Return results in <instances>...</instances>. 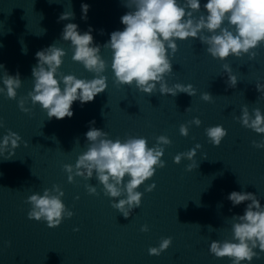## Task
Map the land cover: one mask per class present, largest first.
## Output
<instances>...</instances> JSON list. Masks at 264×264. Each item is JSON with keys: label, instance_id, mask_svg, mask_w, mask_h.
Here are the masks:
<instances>
[{"label": "water", "instance_id": "water-1", "mask_svg": "<svg viewBox=\"0 0 264 264\" xmlns=\"http://www.w3.org/2000/svg\"><path fill=\"white\" fill-rule=\"evenodd\" d=\"M206 2L200 0L201 12L194 13L196 17L206 15ZM82 3L89 5L86 19H82ZM129 10L134 9L126 8L123 0H0V65L4 66L0 76L6 70L9 75L19 73L21 79L16 99L0 94V139L8 130L21 137L15 150L9 148L14 151L10 159H4L7 151L0 156V264H231L227 257L210 254L209 246L213 240H231V217L243 215L250 202L233 206L228 194L251 192L264 206V149L252 145L264 134L234 119L245 105L250 115L256 108L264 115V96L255 87L257 83L264 85V42L251 50L256 53L253 59L242 54L220 60L212 58L198 38L177 39V51L169 55L172 72L164 79L170 87L192 84L196 94L161 95L157 85L148 95L138 91L134 83L114 82L112 51L102 47L113 31L124 29L120 17ZM65 11H72L74 19L58 22ZM67 23L76 24L80 34L91 27L93 44L101 46L99 55L106 62L102 73L107 78L106 90L83 106L74 101L71 118L49 120L46 111L30 99L25 104L30 111H20L17 100L33 89L35 53L54 42L66 53L59 72L78 79L93 78V73L72 60L70 41L60 39ZM227 26L225 20L222 27ZM201 34L210 35L206 31ZM224 64L237 79L234 88L226 83ZM205 92L212 95L211 102L201 99ZM194 117L201 124L189 125L188 135H180L179 126ZM90 121L95 123L90 125ZM216 125L226 130L218 146L205 134L206 128ZM89 127L103 130L113 141L143 137L149 148L161 135L171 142L162 146L165 166L136 189L143 194L141 204L128 218L111 206L125 196L104 195L95 171L87 180L75 175L73 182L67 180L63 165H75L78 156L87 151L90 142L84 134ZM196 144L201 147L193 160L173 162L175 155ZM188 164L193 165L192 171L186 170ZM127 179L125 176L124 182ZM86 184L96 188L95 195L87 192ZM151 184L154 189L146 192ZM53 185L63 191L61 200L73 216L49 228L43 220L28 219L31 205L25 201ZM143 225L148 231L140 230ZM167 237L172 242L165 251L159 256L148 254L150 247H158ZM260 256L251 264H264V253Z\"/></svg>", "mask_w": 264, "mask_h": 264}, {"label": "clouds", "instance_id": "clouds-1", "mask_svg": "<svg viewBox=\"0 0 264 264\" xmlns=\"http://www.w3.org/2000/svg\"><path fill=\"white\" fill-rule=\"evenodd\" d=\"M123 3L126 8L134 10H129L120 17L124 29L113 31L102 47L112 51L111 69L114 82L118 85L134 83L138 91L148 95L156 91L157 85L161 95L175 97L179 93L189 96L196 94L192 84L175 83L170 87L164 79L172 72L169 55L177 51V39L183 41L187 38H198L202 45L207 46V53L220 60L229 56L239 58L242 54H248L249 59H253L256 53L251 50L264 42V0H207L203 4L206 15L201 14L199 17L194 13L201 12L200 0H123ZM88 9V4H81L82 19L87 18ZM69 19H74V13L65 11L58 17V22ZM225 20L228 26L222 27ZM44 31L43 29V33ZM91 31L89 27L88 31L80 34L76 24L67 23L60 39L70 41L72 60L81 63L88 72L93 73V78L78 79L74 75L59 72L66 53L56 47L54 42L35 53L37 63L31 69L33 89L28 92L27 97L17 100L20 111H30L25 107L30 99L33 105L38 103L46 111L49 120L53 117L57 120L71 118L74 101H79L83 106L106 90L107 78L102 75L106 62L99 55L101 46L93 44ZM204 31L210 35H202ZM22 51L26 53V48ZM222 67L227 73V85L234 88L237 84L236 77L231 74L228 64ZM3 68L0 65V69ZM0 82L3 84L0 94L6 95L8 99H16V90L21 87L19 73L9 75L4 70ZM255 87L260 96H264V85L257 83ZM201 99L211 102L212 95L208 92L202 93ZM234 119H238L243 127L257 134H264V115L258 108L253 109L250 115L245 105L241 108V115ZM89 123L93 125L95 121ZM193 124L199 126L200 119L194 117L186 124H181L180 135L187 136L188 126ZM0 127H3L2 122ZM205 134L212 145L218 146L225 137L226 130L216 125L206 128ZM84 135L90 142L87 151L78 156L75 165H63V170L68 174V182H73V175L90 179L95 171L96 179L103 186L104 195L111 198L125 196L111 206L124 218H128L132 210L139 208L141 204L143 194L136 190L138 186L153 177L157 168L165 166L161 160L164 152L162 146L169 145L170 140L166 136H158L156 144L149 148L143 137H127L123 142L117 138L113 141L107 138L106 132L95 127H89ZM20 141L21 137L17 133L8 130L0 139V156L7 151L4 159H10L14 151L9 148L15 150ZM252 145L257 149H264V137L259 142L252 141ZM200 147V144H196L187 152L178 153L173 157V162L179 164L182 158L193 160ZM192 169L193 165L188 164L186 170ZM125 176L128 177L126 182ZM154 187V184L148 185L145 191L150 192ZM85 188L90 195L96 194L95 187L86 184ZM63 195L60 187L53 185L51 189L45 188L43 194L34 193L28 196L25 201L31 205L27 213L28 219L43 220L49 228H54L63 219L71 218L73 212L65 208L61 200ZM227 199L233 206L246 201L250 203L243 215L231 217V240H213L209 252L217 258H229L231 264H241L243 261L251 264L254 258L259 260L260 253H264V206L251 192L232 191ZM140 230L148 231L147 225L141 226ZM171 242V237L162 238L158 247L148 249V254L159 256ZM5 243L10 246V242ZM257 248L259 252L254 251Z\"/></svg>", "mask_w": 264, "mask_h": 264}]
</instances>
